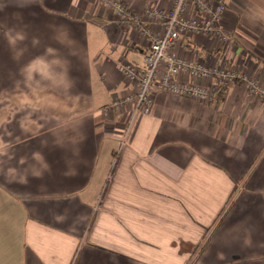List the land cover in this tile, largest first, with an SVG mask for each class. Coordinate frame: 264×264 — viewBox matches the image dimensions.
<instances>
[{
    "label": "crops",
    "instance_id": "0c3cea01",
    "mask_svg": "<svg viewBox=\"0 0 264 264\" xmlns=\"http://www.w3.org/2000/svg\"><path fill=\"white\" fill-rule=\"evenodd\" d=\"M221 1L230 41L173 52L264 85V0ZM148 50L99 0H0V264H264V101L237 83L106 110Z\"/></svg>",
    "mask_w": 264,
    "mask_h": 264
},
{
    "label": "built area",
    "instance_id": "2783aa9c",
    "mask_svg": "<svg viewBox=\"0 0 264 264\" xmlns=\"http://www.w3.org/2000/svg\"><path fill=\"white\" fill-rule=\"evenodd\" d=\"M108 7L120 27H133L149 43L141 65L121 64L119 70L134 90L118 99L106 110L131 107L134 116L153 112L158 92L211 102L233 84L240 83L252 98L264 101V85L247 73L221 66L210 68L202 62H189L173 52L185 34L214 36L228 42L230 35L222 30L225 5L219 0H175L170 11L150 8L143 15L131 10L119 0H99ZM194 13L195 17L190 15ZM160 25L162 34L156 36L149 26ZM186 75L190 81H180ZM204 82H207L204 84ZM121 146H124L122 141Z\"/></svg>",
    "mask_w": 264,
    "mask_h": 264
}]
</instances>
